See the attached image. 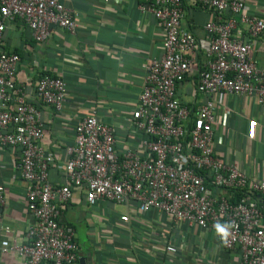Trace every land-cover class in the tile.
Listing matches in <instances>:
<instances>
[{"label":"built area","instance_id":"obj_1","mask_svg":"<svg viewBox=\"0 0 264 264\" xmlns=\"http://www.w3.org/2000/svg\"><path fill=\"white\" fill-rule=\"evenodd\" d=\"M188 4L214 14L201 36L181 26ZM245 4L140 0V12L151 14L164 31L162 54L147 66L131 117L140 139L118 152L114 128L95 114L84 116L66 146L64 182L56 186L49 181L54 155L41 146L39 110L26 98L24 83L15 78L20 57L2 42L6 28L16 20L38 43L50 37L53 27L74 33V12L58 0H0V146L19 152L24 196L34 218L25 241L3 243L2 253H15L25 264H75L76 230L60 216L73 192L82 189L88 208L99 202L124 206L118 213L123 223L153 212L166 216L168 224L161 223L159 229L166 234L165 257L178 253L166 239L176 223L213 232L226 250L240 253V264H264V178L251 179L221 160L212 129L216 93L254 97L264 117V67L250 56L264 33V20ZM197 51L203 64L192 95L202 102L194 108L180 100L177 88L191 75ZM66 92L60 76L46 73L33 87L34 99L55 112L64 109ZM4 204L5 187L0 185V206Z\"/></svg>","mask_w":264,"mask_h":264},{"label":"crops","instance_id":"obj_2","mask_svg":"<svg viewBox=\"0 0 264 264\" xmlns=\"http://www.w3.org/2000/svg\"><path fill=\"white\" fill-rule=\"evenodd\" d=\"M74 12L75 31L53 27L50 37L35 42L30 30L18 20L9 25L2 47L16 52L20 61L15 78L25 85L26 98L39 110L44 138L41 146L53 153L49 170L53 185L64 182L66 146L73 142L75 124L95 114L115 130L118 152L136 145L140 135L133 131L131 117L141 92L151 59L163 50L164 31L158 21L140 12V0H58ZM190 0H188L189 2ZM246 9L264 20V0H246ZM214 14L189 4L182 28L197 36L204 34L205 22ZM264 33L257 39L250 56L264 67ZM203 64L200 52L194 53L191 75L178 84L181 101L199 106L202 98L192 95L197 70ZM42 73L60 76L67 88L64 109L55 112L38 103L33 87ZM212 124L214 150L226 163L251 179L264 178V117L251 96L216 93ZM138 153L143 155V151ZM17 149L0 146V185L5 187V204L0 206V246L25 241L33 215L24 196ZM102 202L88 208L82 189L73 192L63 208L60 221L76 230L78 259L75 264H240V253L226 250L213 232L186 228L173 223L167 234L177 247L175 256L163 254L164 233L160 224L168 218L153 212L123 223L118 211L109 215ZM125 209V208H124ZM155 219V220H153ZM9 232H5V228ZM0 264H25L15 253L0 251Z\"/></svg>","mask_w":264,"mask_h":264},{"label":"rangeland","instance_id":"obj_3","mask_svg":"<svg viewBox=\"0 0 264 264\" xmlns=\"http://www.w3.org/2000/svg\"><path fill=\"white\" fill-rule=\"evenodd\" d=\"M102 204L105 206L104 209L107 211V213L109 215L114 214L113 210L118 211L120 213L124 211V206H122V205H117V204L113 205V204L108 203V202H102Z\"/></svg>","mask_w":264,"mask_h":264}]
</instances>
